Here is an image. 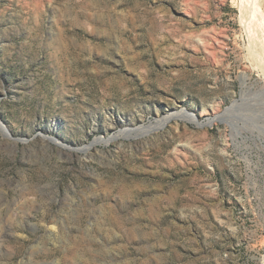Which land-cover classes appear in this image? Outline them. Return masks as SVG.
Segmentation results:
<instances>
[{
	"label": "rangeland",
	"instance_id": "rangeland-1",
	"mask_svg": "<svg viewBox=\"0 0 264 264\" xmlns=\"http://www.w3.org/2000/svg\"><path fill=\"white\" fill-rule=\"evenodd\" d=\"M240 1L0 0V264H264Z\"/></svg>",
	"mask_w": 264,
	"mask_h": 264
},
{
	"label": "bare ground",
	"instance_id": "bare-ground-1",
	"mask_svg": "<svg viewBox=\"0 0 264 264\" xmlns=\"http://www.w3.org/2000/svg\"><path fill=\"white\" fill-rule=\"evenodd\" d=\"M239 7H240V23H242L240 27L243 34V39L245 42H248L246 46L244 43V46L247 49V54L245 59L247 63L251 66L252 71L256 72L258 75H261L262 78L264 79V0H241ZM237 104L238 101L231 103L229 106L226 107L224 111L215 112L214 115H212L211 117H209V119H207L208 121L205 124L198 123V125L212 126L218 120L221 121L220 120L221 118L224 119L226 122L228 118L227 116L230 114L232 109H236L234 107L237 106ZM173 114L171 116L172 118L179 117L188 121L198 122V118L195 115L189 114L185 111H182L177 114L175 113L176 115ZM155 126L157 125L154 123H150L148 125H141L139 126V128H136V130L132 128H127L119 132L117 136L125 137V136H129L134 132L148 133L151 130H153ZM100 141H101L100 139H95L93 144L89 145L88 147L92 148L94 144L100 143Z\"/></svg>",
	"mask_w": 264,
	"mask_h": 264
},
{
	"label": "water",
	"instance_id": "water-1",
	"mask_svg": "<svg viewBox=\"0 0 264 264\" xmlns=\"http://www.w3.org/2000/svg\"><path fill=\"white\" fill-rule=\"evenodd\" d=\"M51 141H54L55 142V140L54 139H51V138H49ZM58 144V143H57Z\"/></svg>",
	"mask_w": 264,
	"mask_h": 264
}]
</instances>
